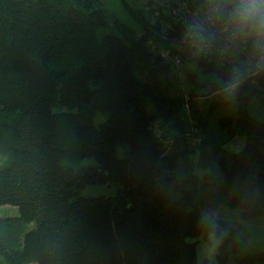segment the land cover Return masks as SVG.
I'll list each match as a JSON object with an SVG mask.
<instances>
[{
    "label": "trees",
    "instance_id": "16d2710c",
    "mask_svg": "<svg viewBox=\"0 0 264 264\" xmlns=\"http://www.w3.org/2000/svg\"><path fill=\"white\" fill-rule=\"evenodd\" d=\"M129 11L142 34L101 0H0V206L15 209L0 214V264H208L197 255L204 210L222 203L243 219L264 213V121L246 109L252 95L264 104V76L230 94L216 81V65L200 60L213 75L186 70L183 99L178 74L170 76L161 56L164 47L182 53L173 39L183 27L166 39L140 0ZM230 96L236 117L220 121L230 139L245 137L243 145L194 140L207 128L202 113ZM184 103L196 131L175 134V145L186 147L167 153L163 124L183 129ZM98 112L106 117L96 124ZM197 150L200 171L190 159ZM216 178L222 194L210 206L200 186ZM111 184L119 185L113 196L84 192ZM215 220L217 264H229L244 224ZM255 262L264 263V252L235 264Z\"/></svg>",
    "mask_w": 264,
    "mask_h": 264
},
{
    "label": "clouds",
    "instance_id": "9594fccd",
    "mask_svg": "<svg viewBox=\"0 0 264 264\" xmlns=\"http://www.w3.org/2000/svg\"><path fill=\"white\" fill-rule=\"evenodd\" d=\"M186 9L178 44L188 59L214 63L217 83L230 94L264 76V0H187ZM197 224L196 238L206 233L205 247L214 256L222 243L219 224L204 213Z\"/></svg>",
    "mask_w": 264,
    "mask_h": 264
},
{
    "label": "rangeland",
    "instance_id": "374dc122",
    "mask_svg": "<svg viewBox=\"0 0 264 264\" xmlns=\"http://www.w3.org/2000/svg\"><path fill=\"white\" fill-rule=\"evenodd\" d=\"M102 6L106 9V11L111 15L123 22L126 26L128 25L133 29L134 32L137 34L141 33V27L136 18L132 15V13L129 11V5L134 2V0H101ZM142 34V33H141ZM166 34V33H164ZM177 45V44H176ZM184 56L181 54H176L178 58H181L183 62H185L186 70L194 71L197 78H201L203 80H207V77H210L213 75V73H205L202 68L198 65L197 62H190L188 57L182 52ZM177 66V65H175ZM172 69V68H171ZM173 70V69H172ZM179 70V67H177V71ZM174 71V70H173ZM175 71L172 72L170 76L175 75ZM179 84V88L182 90L183 93V99L184 96V84L181 82L182 77L180 75H177ZM257 78V77H256ZM208 88V87H207ZM218 91V90H217ZM233 96V95H232ZM188 102H191L188 99ZM184 110L182 113V121L184 128L181 129V126H177L176 129L172 130V128H169L163 124L165 128H163V137L161 138L163 146H165V149L167 153L170 152H176V145L175 140L176 137L174 136L177 134V136H183L186 133L189 132H195V124L197 122V119L192 114V106L190 104L184 103ZM197 105V104H195ZM246 109L249 114L252 116L261 119L264 121V104L260 102L258 97L256 95H252L250 100L247 102ZM189 112H191L192 120L190 122H187V115ZM187 113V114H186ZM237 114V101L233 97L230 96V103L229 104H222L217 106L212 111H205L202 113L208 120L207 122V128L206 131L203 133H200L196 137H194V140H202L205 136H210L217 141H220L221 143H224V147H226L229 150H238L243 143L245 142V137L236 135L234 138L230 139L229 132L227 128H224L221 124V118L224 116H232L233 118L236 117ZM106 115L103 113L98 112L95 117L96 124H99L105 119ZM162 128V126H161ZM185 129V130H184ZM178 137V138H179ZM182 138V137H181ZM177 146H183L186 147L184 143H178ZM198 151L195 152L190 156V159L194 161V169L196 171H200V169L197 166V156ZM164 152V154H165ZM184 154L181 152L178 156L180 158V161L182 164H184L183 160ZM220 181L219 178L215 179V182L212 183L213 185L203 184L201 188V192L204 196L205 203H210V206L213 204V195H217L218 197L221 196L222 192V186L221 184L217 183ZM119 189V185L111 184V185H93L87 187L84 192L86 194H101L104 193L106 195H115ZM212 202V204H211ZM209 208V207H208ZM203 209V207H202ZM15 209L12 206L4 205L0 206V214H8L14 212ZM204 214L211 216L214 220L217 218H224L227 220H230L232 223H238V221L242 222L244 224V229H239L235 234V241L237 242V245L235 246V243H232L229 246V256H228V262L229 264H235L239 260H241L242 257H244L246 254H257L258 252H264V213L259 214L257 216H254L249 219H243L240 215V209L237 207H230L225 204H218L215 208L213 207L210 211L204 210ZM205 240L203 236L200 237L199 242L197 244V255L200 261L207 260L208 264H217L218 258L217 255L219 253V249L216 252V254L213 256L209 249L205 247ZM239 246V248H238ZM29 264H35V263H29ZM252 264H264L263 262H255Z\"/></svg>",
    "mask_w": 264,
    "mask_h": 264
},
{
    "label": "built area",
    "instance_id": "2783aa9c",
    "mask_svg": "<svg viewBox=\"0 0 264 264\" xmlns=\"http://www.w3.org/2000/svg\"><path fill=\"white\" fill-rule=\"evenodd\" d=\"M140 3L149 11L151 22H161L162 35L164 38L168 39L167 32H169V29H176V25L183 27V16L187 10V0H140ZM178 38L179 35H175L173 39L174 45L177 47H179ZM161 54L162 57L167 58L171 62L172 69L183 77L186 71V68H184L185 62L177 57L176 54L178 53L172 52L171 47H164L163 50H161ZM179 54L184 56L182 53ZM177 67H179L178 71Z\"/></svg>",
    "mask_w": 264,
    "mask_h": 264
}]
</instances>
